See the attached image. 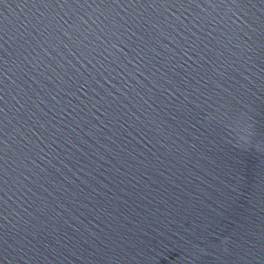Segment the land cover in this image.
Returning <instances> with one entry per match:
<instances>
[{"label": "water", "instance_id": "obj_1", "mask_svg": "<svg viewBox=\"0 0 264 264\" xmlns=\"http://www.w3.org/2000/svg\"><path fill=\"white\" fill-rule=\"evenodd\" d=\"M0 264H264V0H0Z\"/></svg>", "mask_w": 264, "mask_h": 264}, {"label": "clouds", "instance_id": "obj_2", "mask_svg": "<svg viewBox=\"0 0 264 264\" xmlns=\"http://www.w3.org/2000/svg\"><path fill=\"white\" fill-rule=\"evenodd\" d=\"M246 144H247V142H246Z\"/></svg>", "mask_w": 264, "mask_h": 264}]
</instances>
